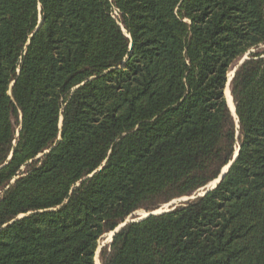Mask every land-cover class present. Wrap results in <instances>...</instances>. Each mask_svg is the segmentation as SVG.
<instances>
[{"label": "trees", "instance_id": "trees-1", "mask_svg": "<svg viewBox=\"0 0 264 264\" xmlns=\"http://www.w3.org/2000/svg\"><path fill=\"white\" fill-rule=\"evenodd\" d=\"M236 150L102 264H264V0H0V264H95Z\"/></svg>", "mask_w": 264, "mask_h": 264}, {"label": "water", "instance_id": "water-1", "mask_svg": "<svg viewBox=\"0 0 264 264\" xmlns=\"http://www.w3.org/2000/svg\"><path fill=\"white\" fill-rule=\"evenodd\" d=\"M42 22H43V20H41V21L39 22V25H38V27L36 28V30L39 29V27L42 25ZM248 57H249V56L246 54V56L243 57V58L240 60L239 64H242V63L244 62V60L247 59ZM236 69H237V68L234 69V73H233L232 77H231L230 79L228 78L227 84L229 83V84L231 85V80L233 79V77H234V75H235V71H236ZM227 84H226V86H227ZM225 89H226V87H225ZM224 93H225V91H224ZM227 101H228V105H229V107H230V109H231L233 115L237 118V112H236V105H235V102H234V97H233L234 109H233L232 106L230 105L228 98H227ZM238 154H239V150L236 151V153H235L233 159H232V160L230 161V163L228 164L227 171H228L229 168L231 167L232 163L237 159ZM10 157H11V156H10ZM227 171H224V172H222V173L220 174V176L218 177V179L215 181V183H216L215 185H213V186H211V187H207L206 189H204L203 192H198L196 195L185 196V197H181V198H179V199L188 200V199H191V198H195V197H197V196H199V195H204V194L207 193L209 190H211V189H213V188L216 187L217 183L220 182V181L223 179V177L225 176V174L227 173ZM174 201H175V200H172L171 202L173 203ZM172 210H174V208H173ZM172 210L162 209V208H161V209H158V210L153 211V212H148L147 215H145V216H143V217H139L137 220H141V219H143V218H145V217H147V216H149V215H151V214L163 213V212L172 211ZM132 220H134V219H132V218H130V217L127 218V219H126L123 223H121V224H120V225H119L114 231L110 232V237H111V238H110V242L113 241V236L115 235V233H116V232H117V231H118L123 225H125L128 221H132Z\"/></svg>", "mask_w": 264, "mask_h": 264}, {"label": "rangeland", "instance_id": "rangeland-1", "mask_svg": "<svg viewBox=\"0 0 264 264\" xmlns=\"http://www.w3.org/2000/svg\"><path fill=\"white\" fill-rule=\"evenodd\" d=\"M115 15H118V12L116 11L115 12ZM41 21V20H40ZM125 30V29H124ZM248 55V54H247ZM246 55H244V57H245ZM240 62V61H239ZM239 62H238V64L236 63L234 66H232V68L229 70V73H228V78L230 79L231 77H232V75H233V73H234V69L235 68H237V66L239 65ZM231 76V77H230ZM232 81V80H231ZM231 86V85H230ZM227 89H228V87L226 86V91H227ZM225 96H226V92H225ZM226 99H227V96H226ZM228 102V101H227ZM237 151V150H236ZM236 153V152H235ZM235 155V154H234ZM229 164V163H228ZM228 164L227 165H225L223 168H222V171H221V173L222 172H224V171H227V167H228ZM220 176V175H219ZM218 179V178H217ZM217 179H215L214 181H212L207 187H211V186H213V185H215L216 183H215V181L217 180ZM206 189V188H205ZM204 190H201V192H203ZM183 201H185V200H183V199H175V201L172 203V202H169V203H167V204H164L163 206H161V207H159L158 209H168V210H172L173 208L175 209L176 208V206H178V205H180L181 204V202H183ZM158 209H156V210H158ZM156 210H154V211H156ZM151 212H153V211H151ZM147 211H145V210H139V211H137L136 213H135V215L137 216L136 218H133L134 220H137L139 217H143V216H145V215H147ZM131 218V217H130ZM110 233H107V234H105L100 240H99V245H98V249H97V252H96V255H95V264H102L101 263V258H100V251H101V249H102V247L105 245V244H107V243H109L110 242Z\"/></svg>", "mask_w": 264, "mask_h": 264}, {"label": "bare ground", "instance_id": "bare-ground-1", "mask_svg": "<svg viewBox=\"0 0 264 264\" xmlns=\"http://www.w3.org/2000/svg\"><path fill=\"white\" fill-rule=\"evenodd\" d=\"M230 77H231V76H230ZM227 87H228L227 91L225 90V92H226V96H227V98H228V100H229L230 105H231L232 108L234 109L233 96H232V94H231V86H230L229 83L227 84Z\"/></svg>", "mask_w": 264, "mask_h": 264}]
</instances>
